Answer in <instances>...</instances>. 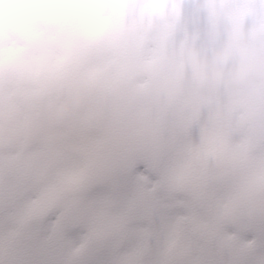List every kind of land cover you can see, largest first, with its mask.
<instances>
[{
	"label": "snow or ice",
	"instance_id": "6c2138e0",
	"mask_svg": "<svg viewBox=\"0 0 264 264\" xmlns=\"http://www.w3.org/2000/svg\"><path fill=\"white\" fill-rule=\"evenodd\" d=\"M213 13L264 37V0H0V264H264V88L149 70Z\"/></svg>",
	"mask_w": 264,
	"mask_h": 264
},
{
	"label": "rangeland",
	"instance_id": "374dc122",
	"mask_svg": "<svg viewBox=\"0 0 264 264\" xmlns=\"http://www.w3.org/2000/svg\"><path fill=\"white\" fill-rule=\"evenodd\" d=\"M13 5H24L41 12L44 7H58L69 0H7ZM101 0H94L100 3ZM205 7L198 4L197 8ZM120 4L113 10L115 20L123 11ZM161 74L163 87L171 82L170 76L179 74L187 82H194L198 89L209 80L224 81L228 94L234 99L250 101L264 88V37L245 32L242 24L221 13H213L207 25L186 34L180 45L169 44L160 52L158 60L149 69ZM242 75L243 78H232ZM223 106L217 107L222 113Z\"/></svg>",
	"mask_w": 264,
	"mask_h": 264
},
{
	"label": "trees",
	"instance_id": "16d2710c",
	"mask_svg": "<svg viewBox=\"0 0 264 264\" xmlns=\"http://www.w3.org/2000/svg\"><path fill=\"white\" fill-rule=\"evenodd\" d=\"M232 78H235V79H237V78H243V76H242V75H236V74H234V75L232 76Z\"/></svg>",
	"mask_w": 264,
	"mask_h": 264
}]
</instances>
